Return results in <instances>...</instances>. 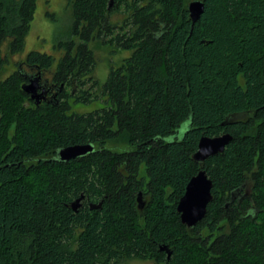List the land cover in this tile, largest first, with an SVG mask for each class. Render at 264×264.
Masks as SVG:
<instances>
[{
    "label": "trees",
    "instance_id": "trees-1",
    "mask_svg": "<svg viewBox=\"0 0 264 264\" xmlns=\"http://www.w3.org/2000/svg\"><path fill=\"white\" fill-rule=\"evenodd\" d=\"M189 1L68 0L60 58H25L50 75L55 98L36 106L19 72L0 80V264H264V0H200L193 25ZM35 9L0 0V66L23 51ZM96 40L131 51L103 84ZM93 88L103 106L73 112L98 100ZM226 133L222 154L193 161L201 137ZM75 144L94 151L56 160ZM200 169L212 201L188 229L176 206Z\"/></svg>",
    "mask_w": 264,
    "mask_h": 264
},
{
    "label": "rangeland",
    "instance_id": "rangeland-1",
    "mask_svg": "<svg viewBox=\"0 0 264 264\" xmlns=\"http://www.w3.org/2000/svg\"><path fill=\"white\" fill-rule=\"evenodd\" d=\"M193 1L190 0L188 4ZM122 9L113 13L110 22L120 26L125 19ZM71 17L68 0H36V9L34 18L31 22L28 35L25 38L24 49L20 54L11 58L8 64L0 66V80L7 78L11 73L18 69L20 63L30 51H36L53 56L56 60L60 58L59 52L55 45L58 40L71 38L70 35ZM118 29L116 30V32ZM88 47L92 50L95 59V65L92 77L95 81L103 84L106 81L110 68H116L121 61L131 55V51L119 49L114 45L99 40L89 42ZM86 85L85 89L89 87ZM97 91L98 100L92 101L86 105H72V111L76 113H87L99 109L103 106V97L97 88L90 90L91 93ZM187 126L182 128L184 132ZM171 140V139H170ZM110 146V145H109ZM113 146V145H111ZM126 148L119 145V149ZM116 264H154L150 260L131 259Z\"/></svg>",
    "mask_w": 264,
    "mask_h": 264
},
{
    "label": "water",
    "instance_id": "water-1",
    "mask_svg": "<svg viewBox=\"0 0 264 264\" xmlns=\"http://www.w3.org/2000/svg\"><path fill=\"white\" fill-rule=\"evenodd\" d=\"M112 1L110 5H112ZM204 3L200 0H193L188 4L187 12L189 15V20L193 25L203 13ZM36 79L32 80L29 83L23 84L21 86L23 92L30 96L32 100L38 103L43 96V93H38L39 88L36 84ZM229 121L222 123V126L230 125ZM232 136L229 133L220 135L218 137H201L198 142L197 151L193 154V161L202 166L203 163L212 157H216L219 154H222L231 142ZM94 151V146L91 144L84 145H71L59 149L56 152V160L60 162H68L70 160L78 159L86 156L89 153ZM213 184L208 178L206 171L200 169L196 175H194L187 183L183 196L179 199L176 206V211L179 214L180 222L188 229H193L206 215L207 205L212 201L211 189ZM238 191L233 192L231 195V201H233L237 195ZM83 195L77 198L74 202L71 203V209L76 212L81 206L83 200ZM138 208H143L142 195L139 194L137 198ZM102 205V201L97 204H90V209L95 210L99 209ZM166 250V249H163ZM168 256L170 253L167 251Z\"/></svg>",
    "mask_w": 264,
    "mask_h": 264
},
{
    "label": "flooded vegetation",
    "instance_id": "flooded-vegetation-1",
    "mask_svg": "<svg viewBox=\"0 0 264 264\" xmlns=\"http://www.w3.org/2000/svg\"><path fill=\"white\" fill-rule=\"evenodd\" d=\"M25 58L20 63H18V69L14 72L20 73L19 75L23 79L22 85L36 79V84L38 87H40L38 93H43V96L41 97V100L38 105L34 100L30 98L29 95L25 94L27 95V98L30 103L39 106L43 103L50 101V99H54L57 92L55 91L56 86L52 83L50 75L45 72L35 71L30 65L26 64ZM30 103L28 102V104Z\"/></svg>",
    "mask_w": 264,
    "mask_h": 264
}]
</instances>
